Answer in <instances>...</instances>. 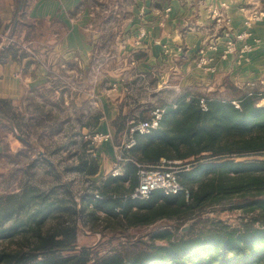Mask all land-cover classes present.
<instances>
[{"label": "crops", "instance_id": "1", "mask_svg": "<svg viewBox=\"0 0 264 264\" xmlns=\"http://www.w3.org/2000/svg\"><path fill=\"white\" fill-rule=\"evenodd\" d=\"M86 1L0 0V100L20 106L31 96L40 102L47 90L49 105L62 107V124L71 125L75 113L82 134L89 129L110 134L94 157L100 168L90 177L111 175L124 146L114 141L116 130L129 137L131 124L151 108L165 109L185 95L225 97L264 84V21L247 26L241 8L264 0H135L123 43L113 49L114 67L105 76L99 73L103 65L90 73L102 42L90 38ZM226 32H247L252 50L231 52ZM201 58L207 62L201 64ZM74 77L85 83L76 100ZM135 83L139 89L130 100L128 88ZM89 112L90 121L84 119Z\"/></svg>", "mask_w": 264, "mask_h": 264}, {"label": "trees", "instance_id": "2", "mask_svg": "<svg viewBox=\"0 0 264 264\" xmlns=\"http://www.w3.org/2000/svg\"><path fill=\"white\" fill-rule=\"evenodd\" d=\"M258 96L264 97V93L251 90L235 100L203 96L207 110L200 105L201 96L180 97L165 107L158 129L134 134L136 144L123 153L129 158L123 175L108 176L98 190L100 197L85 194L79 207L74 199L68 205L57 199L47 202L51 195L33 191L36 205L29 209L28 218L38 227L28 247L0 249V264H89L85 249L77 244L78 222L85 214L133 227L242 197L244 206L259 212L264 220V104ZM2 103L9 102L0 100ZM162 160L178 162L179 180L189 195L155 190L147 199H132L130 194L139 183L134 162L156 165ZM99 168L90 155L79 165L86 176L96 175ZM22 209L16 205L4 218L9 222ZM50 218L55 223L43 229L41 220ZM155 237L167 239L168 245L128 259L115 254L90 264H187L188 258L202 254L208 257L201 264H264V223H245L240 229L212 225L176 239L165 230Z\"/></svg>", "mask_w": 264, "mask_h": 264}, {"label": "rangeland", "instance_id": "3", "mask_svg": "<svg viewBox=\"0 0 264 264\" xmlns=\"http://www.w3.org/2000/svg\"><path fill=\"white\" fill-rule=\"evenodd\" d=\"M134 1L87 0L85 2L90 14L88 22L92 25L89 32L90 38L100 37L102 42L96 53L97 56L92 58L95 68L90 71L91 74L97 73L96 66L103 65L104 70H99V73L104 76L114 67L113 49H116V45L123 43L122 29L126 25L129 8L134 5ZM241 8L248 14L245 20L247 26L250 21H264L263 2H259L258 5H244ZM239 35L231 33L230 36H226L229 50L239 53L250 52L252 46L246 42V38L238 39ZM244 44L250 46L249 51H242ZM113 59L116 60V58ZM73 68L75 73L79 72L77 63ZM71 84L73 95L77 93L74 98L76 100L80 91L85 89V83L76 81L74 77ZM110 87L112 86L105 85L106 89ZM128 89L132 93V96L128 94L131 100L134 91L139 88L135 83ZM251 90L264 93V84H256ZM242 92V90L232 91L224 98L235 100L241 97ZM43 95L45 98L40 102L32 100L30 96L20 106L17 103L0 104V249L29 246V241L38 227L28 218L29 209L35 208L36 205L32 196L33 191L46 196L51 195L47 197V202L57 199L68 205L71 199H74L79 207L83 204V195L95 194L106 179L87 177L79 170L81 159L87 155L95 157L106 141L99 138L95 140L97 131L94 129H89L82 134L78 130L75 113L72 115L71 125L62 124L58 120L61 116L58 112L62 113V107L58 104L56 107L49 105L51 103L48 100L47 90L43 92ZM196 95L204 96L202 92ZM142 96L147 97L148 94L143 92ZM258 97L257 100L263 103L264 97ZM87 104L90 107V104ZM92 116L89 112L84 119L88 118L90 121ZM126 132L116 130L114 141L119 143V146L127 142ZM242 200V197H233L225 201L209 203L179 217L163 218L150 224L133 227H126L117 219L107 220L102 215L97 217L85 214L83 220L78 222L77 244L79 248L85 249V257L90 264L102 257L121 254L128 259L137 254L151 252L155 246H166L167 239L155 237L158 232L165 230L172 233V239H176L182 234L199 233L212 225L240 229L245 223H252L255 226L263 224L261 214L246 208ZM16 205L23 207L22 211L14 212L13 218L7 222L4 215ZM41 221L40 226L46 229L56 220L50 218ZM10 228L15 229L10 231ZM204 257L207 259L208 254L190 257L187 259V264H201Z\"/></svg>", "mask_w": 264, "mask_h": 264}, {"label": "built area", "instance_id": "4", "mask_svg": "<svg viewBox=\"0 0 264 264\" xmlns=\"http://www.w3.org/2000/svg\"><path fill=\"white\" fill-rule=\"evenodd\" d=\"M144 34V31L141 30L139 38H141ZM229 34V32H226L227 36H229ZM246 37L247 32H244L238 36V39L244 40ZM249 50L250 46L248 44H244L242 51L244 52ZM206 62L205 58L200 59L201 64H205ZM199 102L203 110L208 109L207 102L204 97H201ZM164 111L163 107L155 106L150 109L149 115L146 118L135 121L131 124L128 140L123 146L122 153L116 157V161L114 162L113 169L111 171V176L117 177L123 175L124 165L127 161H129V158H126L123 153L125 150L130 149L136 144L134 134H148L158 129ZM110 137V134L97 133L94 139L96 140L99 138L100 140L107 141ZM134 163L138 167L139 183L130 194L132 199H147L155 190H162L167 195H175L180 192L185 193L186 196L189 195L188 189L180 183L178 175L180 167L176 165L178 162L162 160L156 165H146L137 162ZM95 197H100L99 191L95 193Z\"/></svg>", "mask_w": 264, "mask_h": 264}]
</instances>
